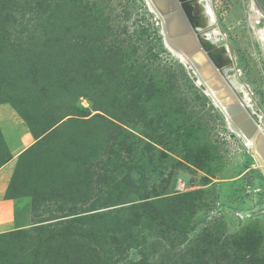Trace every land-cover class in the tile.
Instances as JSON below:
<instances>
[{"label":"rangeland","instance_id":"1","mask_svg":"<svg viewBox=\"0 0 264 264\" xmlns=\"http://www.w3.org/2000/svg\"><path fill=\"white\" fill-rule=\"evenodd\" d=\"M209 4L264 125V16ZM0 108V264H264V175L144 0H0Z\"/></svg>","mask_w":264,"mask_h":264},{"label":"water","instance_id":"2","mask_svg":"<svg viewBox=\"0 0 264 264\" xmlns=\"http://www.w3.org/2000/svg\"><path fill=\"white\" fill-rule=\"evenodd\" d=\"M254 5L264 15V0H252ZM151 9L158 16L161 23V32L165 43L172 49L179 50L190 61V67L199 76V70L203 66L195 57H200V53L206 57L207 64L211 65L210 76L202 80L204 87L209 84V79L215 80L218 85L210 87L225 93L221 95V100L232 97V93L226 90V86H233L226 74L234 64L225 45H216L206 37L204 33L212 25L205 6L200 0H148ZM207 81V82H206ZM209 87V86H207ZM233 92L236 89L233 88ZM240 98L239 93H237ZM239 102L224 103L225 114L229 118V125L235 132L240 133L245 139L252 143L254 160L260 166L264 163V125H262L254 114L251 107L244 104L240 98ZM260 171L264 173V166Z\"/></svg>","mask_w":264,"mask_h":264},{"label":"bare ground","instance_id":"3","mask_svg":"<svg viewBox=\"0 0 264 264\" xmlns=\"http://www.w3.org/2000/svg\"><path fill=\"white\" fill-rule=\"evenodd\" d=\"M144 1L146 2V5L149 8V10L152 12L153 15H155L156 19L158 20L159 26H160V30H161V23H160V20H159L158 16L151 9V7H150V5L148 3V0H144ZM200 1L205 6V8L207 10V13H208V16H209V19H210V22H211V25H212V27L204 33V37H206L207 39H209L210 41H212L213 43H215L218 46L217 43L220 42V38H219L220 37V32L216 28L213 27V25L215 23L214 22V14H213V12L211 10V6L209 4V0H206V2L204 0H200ZM161 35H162V32H161ZM162 37H163V35H162ZM163 41H164V44H165L166 48L171 53H173L176 57L180 58L182 62L184 61L189 66V68L193 71V73L197 76L196 72L190 67L191 62L190 61H186V59H185L186 57H184V55L181 53V51L170 48L165 43L164 38H163ZM199 55H200V57L198 56V57H195V58L203 66L200 68L201 70H199V76H201L202 79H200V80L197 79V84L203 88L204 93L212 100L213 104L221 111V113L223 114V116L225 118L226 124L228 126L227 128L230 130V132L234 133L241 140V142L243 143V146L248 150V152L254 158L253 149H252V146H253L252 143L249 140L245 139L240 133L235 132L233 129H231V127L229 125V122H228L229 118H227V115L225 114V107H224L225 106L224 103H228V102L231 103V102H239L240 101V103H241V100H240V98H241L243 100L244 104L248 105L253 110V106L251 105V98L249 97V93H248L247 88L241 82H236V78H239L240 75L237 72H235L234 64H233L232 68H230L228 70L227 74H226V77H228V79L231 80L232 85H233V86H226V90L231 92L233 96L232 97H227V98L221 100L220 99L221 95H223L225 92L222 91V92L218 93L217 91H221V90H217L216 91L215 89L212 88V87H216L218 85V83L215 80L209 79V81H208L209 84L212 85V87H210L209 84L204 87V84H207V83L202 82V80L205 79L206 77L210 76V74L212 72L217 73V71L216 70L212 71L213 68L211 69L210 68L211 65L207 64L208 62L206 61V57L204 56V54L200 53ZM207 86H209V87H207ZM233 88H235L236 92L239 93L240 98L238 97L237 93L232 91ZM253 112L257 116V118L259 119V121L261 123L263 117L260 114H257L255 111H253ZM261 166H264V163H262ZM261 166L259 164H257V167L259 169L261 168ZM262 174L264 175V173H262Z\"/></svg>","mask_w":264,"mask_h":264},{"label":"crops","instance_id":"4","mask_svg":"<svg viewBox=\"0 0 264 264\" xmlns=\"http://www.w3.org/2000/svg\"><path fill=\"white\" fill-rule=\"evenodd\" d=\"M0 130L6 136L11 130L18 132V136L15 138L16 144L7 143L8 147L5 149L7 152L5 159L7 160L0 164V234H2L11 231L14 227L15 204L5 195L6 186L12 173L11 162L30 145L31 135L24 131L18 122H14L13 114L5 108H0ZM26 143L29 144L19 150V147Z\"/></svg>","mask_w":264,"mask_h":264}]
</instances>
